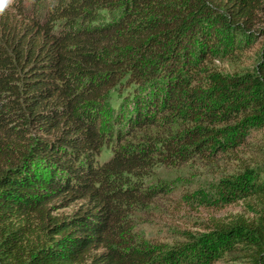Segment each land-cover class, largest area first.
I'll use <instances>...</instances> for the list:
<instances>
[{"label":"trees","instance_id":"trees-1","mask_svg":"<svg viewBox=\"0 0 264 264\" xmlns=\"http://www.w3.org/2000/svg\"><path fill=\"white\" fill-rule=\"evenodd\" d=\"M252 50L251 66L215 65ZM213 159L233 166L216 172L215 204L242 201L248 216L171 244L135 229L131 213L161 189L154 167ZM229 251L264 264V0H48L42 13L15 0L0 15V264H210Z\"/></svg>","mask_w":264,"mask_h":264},{"label":"rangeland","instance_id":"rangeland-1","mask_svg":"<svg viewBox=\"0 0 264 264\" xmlns=\"http://www.w3.org/2000/svg\"><path fill=\"white\" fill-rule=\"evenodd\" d=\"M47 2L48 0H22V5L27 12L42 13ZM254 59L252 50L241 56L237 66L217 60L215 65L220 72L232 73L236 69L251 66ZM126 91L122 85L106 96L102 116L104 131L118 123L117 111L124 102ZM120 126L123 125L119 122ZM110 155L109 149H103L99 161H105ZM210 163L191 161L181 167H154V176L148 180V184L158 183L161 189L155 190L151 202L139 205L131 213L135 229L151 242L171 244L184 240L185 233L203 232L213 219L227 221L239 213L248 216L242 201H232L221 206L215 204L214 200L219 195L216 172H230L229 167L233 166L221 159H213ZM68 210L60 209L59 212ZM244 260L239 252L229 251L210 264H246Z\"/></svg>","mask_w":264,"mask_h":264},{"label":"clouds","instance_id":"clouds-1","mask_svg":"<svg viewBox=\"0 0 264 264\" xmlns=\"http://www.w3.org/2000/svg\"><path fill=\"white\" fill-rule=\"evenodd\" d=\"M15 0H0V15H4L7 11L13 9Z\"/></svg>","mask_w":264,"mask_h":264}]
</instances>
